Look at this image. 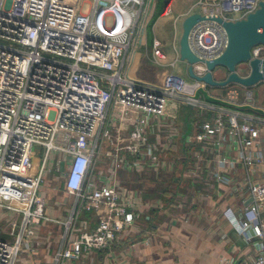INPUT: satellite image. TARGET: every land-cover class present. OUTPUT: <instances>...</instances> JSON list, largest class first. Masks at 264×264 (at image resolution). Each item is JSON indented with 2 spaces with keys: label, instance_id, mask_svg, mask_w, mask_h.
<instances>
[{
  "label": "built area",
  "instance_id": "1",
  "mask_svg": "<svg viewBox=\"0 0 264 264\" xmlns=\"http://www.w3.org/2000/svg\"><path fill=\"white\" fill-rule=\"evenodd\" d=\"M80 1L0 0V210L13 216L10 224L17 228L13 242L0 240V264H17L22 252H34L43 222L65 228L54 264H72L85 253L108 249L123 239L147 205L117 181L118 171L171 168L159 156L160 148L168 145L152 143L143 129L150 119L163 120L172 103L191 107L200 116L212 115L194 122L188 143L202 147L195 159L203 161L207 149L225 145L237 151L235 157H218L211 174L217 183L246 191L251 199L239 218L231 208L224 215L246 241L259 240L258 256L251 264H264V183L253 179L264 169V116L231 108L241 96L237 89L229 90L225 101L218 103L196 96L207 90L204 82H189L175 73L166 74L159 85L130 79L127 57L139 41L136 29L151 9L147 0H93L89 13L79 9ZM261 1L200 0L199 14L237 21L255 12ZM233 13L240 16L226 15ZM189 44L200 59L193 64L194 73L202 77L206 62L226 49L227 34L217 22L201 21L191 30ZM153 55L158 65L166 60L159 40H154ZM177 55L180 59L179 46ZM263 56L264 46L253 48L252 58ZM245 99L250 103L251 94ZM113 106L120 117L128 118L130 111L142 116L136 120L130 144L120 145L117 139L110 151L102 152ZM35 146L43 153L37 168ZM52 153L62 155L57 161L65 166L61 177L67 194L75 198L65 222L47 216L46 199L40 194L52 172L48 169ZM104 159L110 161L107 174L96 173V165ZM240 164L245 177L238 181ZM87 212L98 217L93 228L87 221L79 224Z\"/></svg>",
  "mask_w": 264,
  "mask_h": 264
},
{
  "label": "crops",
  "instance_id": "2",
  "mask_svg": "<svg viewBox=\"0 0 264 264\" xmlns=\"http://www.w3.org/2000/svg\"><path fill=\"white\" fill-rule=\"evenodd\" d=\"M169 3L170 6L167 8L169 11L166 10V13L157 19L152 28L151 42L149 37L146 38V43H151V47L149 48L147 45L148 48H145L144 51L150 64H156L153 55L154 40L161 41L162 49L166 55V60L162 61L161 65L156 64L158 67H152L150 71L153 83H155L153 85L161 84L166 74L175 73L171 67H174L178 60L177 49L180 38L177 21L173 34V48L177 60L173 61L165 49L167 36L165 23L162 22V19L171 12V2ZM191 14H182L181 17L185 19ZM142 45L143 41L141 39L140 42L139 39L137 45L131 48L127 57L130 62L135 58L137 50ZM145 64L146 68L152 66ZM240 73L246 76L248 71L241 70ZM225 75L227 74L224 70L216 73L218 79ZM231 86H228L230 88L223 93L221 91H218L217 94H212L209 91L208 93L212 98L218 100V103H223L228 91L237 89L231 88ZM247 94H251L250 103L252 105H248L249 103L243 95L240 96L238 103L232 105L231 108L264 116V104L259 106L253 104L252 93L248 92ZM182 107L185 106L169 104L166 108V117L163 120L150 119V125L143 129L144 135L148 136L152 143H163L164 147L168 145L169 148L165 150L163 147L160 148L159 156L161 159H166L171 168H163L159 171L151 168L139 172H129L124 169L118 171L117 181L138 193L142 197L144 205H147L136 219L133 229L110 248L85 253L82 259L74 261L72 264H251L258 256L259 240L246 241L235 231L229 219L224 215L225 211L231 208L239 218L244 208L250 204L251 199L248 198L246 191H236L232 186L217 183L211 174V171L216 169L215 160L218 157L223 155L235 157L237 151L234 148L230 149L228 145L216 148L214 151L207 149L202 154L205 160L200 161L194 158V153L199 150L201 152L202 147L193 145L187 161H183L181 156L179 157V153H176L175 156L170 155L169 151L172 146L180 139L188 143L189 137L195 131L194 122H202L206 118L212 117V115L200 116L198 111L194 110V113L187 118L186 124L180 126L179 118ZM116 110L117 106H113L104 129L106 137L103 146L107 145L108 151L112 149V142L116 143L117 139L120 145H128L132 142L131 132L137 118L142 116L141 113L130 111L128 118L120 117ZM183 127L186 129L185 131ZM187 132H190V135L185 138ZM261 142L264 152V133ZM109 163L108 159L98 163L95 169L96 173L107 174ZM98 165L101 166L99 169ZM159 173H163V177H154V174L159 175ZM236 175L235 178L238 181L245 177V170L241 164L238 165ZM127 177L129 180L133 177L139 180L138 184L142 183L143 188L130 186V182L124 180ZM174 178H177L178 181L173 182ZM253 179L264 183V169L260 168L258 172H255ZM154 183L160 185L162 190L165 187H176V196L172 205H168L162 198L154 195ZM174 183L176 186L173 185ZM46 191L43 190L42 185L40 194L46 199L47 216L57 221H67L73 210L75 198L67 194L64 182L61 189L56 190L57 193L52 191V194H48ZM12 217L10 213L0 210V234L15 233L16 228L10 224ZM262 217L264 219V208ZM1 219L3 220L1 221ZM97 219L96 213H83L79 224L87 221L93 228L97 225ZM2 224L3 228H1ZM64 234L65 228L62 224L52 221L43 222L38 230V240L34 252H23L20 255L19 263L54 264L53 259L63 244ZM147 238L151 239L149 244L144 242Z\"/></svg>",
  "mask_w": 264,
  "mask_h": 264
},
{
  "label": "rangeland",
  "instance_id": "3",
  "mask_svg": "<svg viewBox=\"0 0 264 264\" xmlns=\"http://www.w3.org/2000/svg\"><path fill=\"white\" fill-rule=\"evenodd\" d=\"M92 1L93 0H81L79 2V5H78L79 9L83 13H89V11L91 9V2ZM210 1H212V0H210ZM216 1L217 0H214V2H216ZM169 2H171V12L169 13V15L165 16L162 19V22L165 23L166 36H167V39H166L167 43H166L165 49L169 52L173 61L177 60L176 53H175L174 48H173V34H174L175 22L177 21L178 32H179L178 34H179V38H180L181 34H182V22L184 20V18L181 17L182 14H186V13L194 14V13H201L203 11L202 6L199 5L200 0H153V3H151L150 0H147V6L150 7L151 9L149 8L150 11L146 15V17H144V19H142L141 24L136 29V39L137 40L142 39L143 45L141 47H139V49L137 50L135 58L131 60L130 64H128L127 68H126V71L129 70L128 74L126 72V75H128V77L134 81H137L139 83H145V84H152V85L155 84V83H153V80L151 78L150 71H151L152 67H158V66L156 64H150L147 60V54L144 51H145V48H148L147 45L149 46V48L151 47V43L147 44L146 38L149 37L150 42H151L152 30H151L149 25L152 21L153 15L155 13H158L161 10H163ZM169 6H170V3L167 5L166 9L164 10V12H163L164 14L166 13V10L169 11L167 9ZM226 15L228 17L234 18V19L238 18L240 16L239 14H236V13L226 14ZM145 63H147L148 65H152V66L146 68L145 66H147V65ZM241 67H243V66H241ZM171 69H172V71H174L176 74H179L181 77H183L187 81L192 82V79H190L188 74H187L186 62L178 59L175 62V66L171 67ZM222 70H223V68L219 67L216 69V72L222 71ZM228 88H230V87H225V88L209 87V90H205V91L207 92L206 93L207 96H211L210 93L217 94L218 91L219 92L221 91V93H223V92H226ZM231 88H237L238 90H240L241 91L240 93H242L241 96L244 95L243 97H245V94H247L248 92H251L253 104H255L257 106H259L260 104H264V82H261V83L255 85L251 88H244V87H239V86H235V85L231 86ZM208 91L210 93H208ZM218 95H220V94H218ZM199 97L205 98L203 96L202 92H200ZM248 105H252V104L249 103ZM259 109L262 110L261 108H259ZM191 129H192V127H191ZM56 143L57 144H63V143H61L60 140H58ZM108 150H109V147L107 145L103 146L102 152H104V151L106 152ZM61 157H62L61 154L52 153V158L54 159V161H53V163H52V161H50L48 164V169L51 168L52 172L51 173L49 172L47 174V177L45 178V182L43 184V190L46 191V189H48L47 190L48 192L46 191L48 194L49 193L52 194V191L56 192V190L61 189V187L63 185L61 173H62V171H64L63 169L65 168V166H64L63 162L60 165L57 163V161H59L61 159ZM42 158H43L42 149L38 146H35L34 150H33V164H34L35 168H37V166H39L41 164ZM55 162L58 164L57 170L55 169ZM100 167L101 166H99V165L97 166L98 169ZM158 176H159V178L163 177V173H159V175L154 174V177H158ZM131 179L129 180V177H127L124 180H126L127 182H130L129 184L132 187L141 188V189L143 188L142 186H140L138 184L139 180L134 179V177ZM156 186H157L156 183H154L153 192L156 191V189H157ZM2 220L3 219H1V221ZM3 224L1 226V228L4 227ZM16 231H17V228L15 229V233L14 234L11 233L10 235L8 233H6V234L1 233L0 234V240L6 241V242H13L15 239ZM19 261H20V257L17 261V264H20Z\"/></svg>",
  "mask_w": 264,
  "mask_h": 264
},
{
  "label": "water",
  "instance_id": "4",
  "mask_svg": "<svg viewBox=\"0 0 264 264\" xmlns=\"http://www.w3.org/2000/svg\"><path fill=\"white\" fill-rule=\"evenodd\" d=\"M206 20L215 21L224 28L227 34V46L220 57L206 62L207 72L199 77L194 73L193 64L199 62L200 59L190 49L189 35L198 22ZM257 46H264V0L259 3V8L248 14L245 19L227 21L222 17L207 18L194 13L182 22V34L179 40L180 60L187 63L190 79L204 82L208 87L225 88L239 85L251 88L264 82V56L252 58V50ZM219 67L223 68L227 75L218 79L216 69ZM241 70L248 71V74L241 75ZM200 92L208 101L218 102L207 96L204 89L197 93V97L200 96ZM189 135L190 132H187L185 138Z\"/></svg>",
  "mask_w": 264,
  "mask_h": 264
},
{
  "label": "trees",
  "instance_id": "5",
  "mask_svg": "<svg viewBox=\"0 0 264 264\" xmlns=\"http://www.w3.org/2000/svg\"><path fill=\"white\" fill-rule=\"evenodd\" d=\"M167 5L165 6V8L163 10H161L160 12L155 13L153 15L152 21H151V23L149 25L151 30H152L155 22L157 21V19L163 14V12L166 9ZM193 113H194V109L193 108L188 107V106L182 107L181 110H180V118H179L180 126L181 125L183 126V124L185 125L186 122H187L186 121L187 118H189ZM183 130L185 131L186 129L183 127ZM192 149H193V144L185 143V141L183 139H180L178 143H175V145L172 146V148L169 151V153H170L171 156H175L176 153L177 154L179 153V157L181 156L183 161H187L188 160V155H189V153L191 152ZM179 157H177V158H179ZM174 181L176 182V181H178V179L174 178L173 182ZM175 184L176 183H174L173 185H175ZM139 185L142 186V183H140ZM156 187H157V189H156L157 193L155 191L154 195H157V197L159 196L160 198H162L164 200V202H166L168 205H172L173 201L175 199V196H176V187H174V188L165 187L163 190L160 188V185H157Z\"/></svg>",
  "mask_w": 264,
  "mask_h": 264
}]
</instances>
